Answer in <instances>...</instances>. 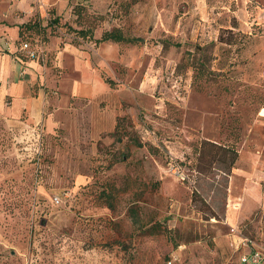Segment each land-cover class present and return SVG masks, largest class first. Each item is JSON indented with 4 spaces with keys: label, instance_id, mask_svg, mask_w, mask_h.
Masks as SVG:
<instances>
[{
    "label": "rangeland",
    "instance_id": "rangeland-1",
    "mask_svg": "<svg viewBox=\"0 0 264 264\" xmlns=\"http://www.w3.org/2000/svg\"><path fill=\"white\" fill-rule=\"evenodd\" d=\"M16 26L19 65L0 78V264L264 252V0H50ZM112 30L142 41L95 42ZM206 142L235 149L231 174L203 172L220 159Z\"/></svg>",
    "mask_w": 264,
    "mask_h": 264
},
{
    "label": "crops",
    "instance_id": "crops-1",
    "mask_svg": "<svg viewBox=\"0 0 264 264\" xmlns=\"http://www.w3.org/2000/svg\"><path fill=\"white\" fill-rule=\"evenodd\" d=\"M49 3L50 0H0V78L3 80L7 75L13 76L16 65H19L13 56L16 52L15 44L8 41L18 37L16 23L24 22L36 11L43 12ZM19 11L26 15L23 18H16ZM5 90L7 91L8 87ZM13 91L15 92V87Z\"/></svg>",
    "mask_w": 264,
    "mask_h": 264
},
{
    "label": "trees",
    "instance_id": "trees-1",
    "mask_svg": "<svg viewBox=\"0 0 264 264\" xmlns=\"http://www.w3.org/2000/svg\"><path fill=\"white\" fill-rule=\"evenodd\" d=\"M30 24L31 23L26 25V27L28 29H32ZM71 30H73V29H71ZM73 32H75L76 37L79 39H83V40L94 39V31L93 30L81 29V30H73ZM141 41H142V39H135V38L130 39V38L126 37L124 35V33L120 30H112V31L104 32L102 34V37L100 39H97L95 42L97 44H103V43H109V42L138 44ZM26 43L27 42H23V44H26ZM204 145L212 147L214 152L215 151L219 152L220 153V159L211 160L210 166L205 167L203 169V172L204 171H211L212 169H214L213 168L214 165L218 163L219 165H222L221 170L224 172V174L225 173L227 175L231 174V172L235 166L236 160L238 158L237 152L235 151V149H231L230 147H226V146H222V145H218V144L210 143V142H206ZM215 162H217V163H215Z\"/></svg>",
    "mask_w": 264,
    "mask_h": 264
},
{
    "label": "built area",
    "instance_id": "built-area-1",
    "mask_svg": "<svg viewBox=\"0 0 264 264\" xmlns=\"http://www.w3.org/2000/svg\"><path fill=\"white\" fill-rule=\"evenodd\" d=\"M21 50L29 51L30 57L34 58L35 53L32 52L30 44H23ZM53 204L60 206L62 204V198L60 196H54ZM242 264H264V252L257 249L248 247V250L242 255Z\"/></svg>",
    "mask_w": 264,
    "mask_h": 264
},
{
    "label": "bare ground",
    "instance_id": "bare-ground-1",
    "mask_svg": "<svg viewBox=\"0 0 264 264\" xmlns=\"http://www.w3.org/2000/svg\"><path fill=\"white\" fill-rule=\"evenodd\" d=\"M262 116H264V108L262 109Z\"/></svg>",
    "mask_w": 264,
    "mask_h": 264
}]
</instances>
